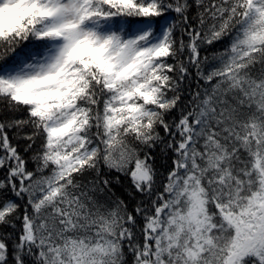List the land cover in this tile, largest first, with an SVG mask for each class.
Wrapping results in <instances>:
<instances>
[{"label": "snow or ice", "instance_id": "1", "mask_svg": "<svg viewBox=\"0 0 264 264\" xmlns=\"http://www.w3.org/2000/svg\"><path fill=\"white\" fill-rule=\"evenodd\" d=\"M0 264H264V0H0Z\"/></svg>", "mask_w": 264, "mask_h": 264}]
</instances>
